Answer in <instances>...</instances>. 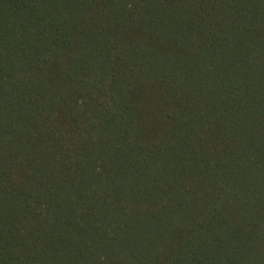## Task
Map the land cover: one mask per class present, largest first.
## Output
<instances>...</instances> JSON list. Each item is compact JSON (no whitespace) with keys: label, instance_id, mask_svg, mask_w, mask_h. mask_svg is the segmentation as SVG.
Segmentation results:
<instances>
[{"label":"trees","instance_id":"16d2710c","mask_svg":"<svg viewBox=\"0 0 264 264\" xmlns=\"http://www.w3.org/2000/svg\"><path fill=\"white\" fill-rule=\"evenodd\" d=\"M0 264H264V0H0Z\"/></svg>","mask_w":264,"mask_h":264}]
</instances>
